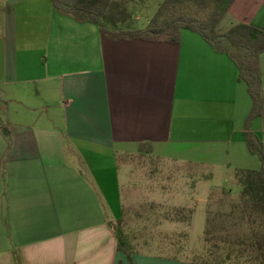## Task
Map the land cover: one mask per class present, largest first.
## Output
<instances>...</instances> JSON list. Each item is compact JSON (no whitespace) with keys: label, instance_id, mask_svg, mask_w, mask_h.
<instances>
[{"label":"crops","instance_id":"crops-1","mask_svg":"<svg viewBox=\"0 0 264 264\" xmlns=\"http://www.w3.org/2000/svg\"><path fill=\"white\" fill-rule=\"evenodd\" d=\"M238 23L264 30V0H233L216 32ZM258 64L261 113L249 129L264 152V52ZM237 75L186 29L177 44L114 39L51 0H0V264L14 252L21 264H210L119 249L113 227L133 202L122 188L147 169L119 160H152L148 182L165 189L153 197L178 211L173 230L188 210L189 230L199 188L213 193L198 183L209 170L260 168L243 139L252 102ZM221 191L220 205L238 200ZM209 196L206 218L218 202Z\"/></svg>","mask_w":264,"mask_h":264},{"label":"rangeland","instance_id":"rangeland-1","mask_svg":"<svg viewBox=\"0 0 264 264\" xmlns=\"http://www.w3.org/2000/svg\"><path fill=\"white\" fill-rule=\"evenodd\" d=\"M126 2L129 15L126 21L131 25L130 27L143 29L154 17L161 0H126ZM187 12L199 19L206 17L205 12H198L194 7L187 8ZM104 28L110 29L111 27L105 25ZM119 162L122 166L132 163L142 164L147 168L144 171L145 175L138 178L137 185L122 188L125 199L133 198L131 203L125 200L124 219L114 224L115 229L119 230L122 235V245L128 248L136 247L142 253L169 258L209 261L212 258L222 260L228 257L229 264L253 261L255 241L262 232L261 220L251 210L249 211L247 205L239 201L235 171L225 176L219 171L209 170L208 173L212 174V177L203 178L198 183L209 185V191L213 193L209 196L203 188H199L198 195L195 197L197 199L196 217L191 228L187 230L189 219L187 218L188 210H185V213L180 212L183 217L179 220L183 229L173 230L169 223L173 217L179 219L178 211L171 210L170 205L156 199L162 196L160 191L164 188L163 185H158L157 177L151 178L153 180L148 182L154 174L150 169L153 161L123 156ZM186 173V170H181L174 172V175L181 174L176 179L185 182L189 179L185 176ZM202 173L207 174V171H202ZM134 179L138 181L137 177ZM177 180L175 183H180ZM223 188L229 190L232 198L237 194L238 200L229 201L228 205L226 203L220 205L219 198L223 199L226 196L221 191ZM173 189L180 198L188 201V194L183 187L174 185ZM149 195L152 196L149 197ZM153 195H157L156 198ZM208 196L217 199L218 202L209 205L211 212L206 218L203 203L207 201ZM224 206H227L228 211L223 213L221 211L227 209Z\"/></svg>","mask_w":264,"mask_h":264},{"label":"trees","instance_id":"trees-1","mask_svg":"<svg viewBox=\"0 0 264 264\" xmlns=\"http://www.w3.org/2000/svg\"><path fill=\"white\" fill-rule=\"evenodd\" d=\"M232 1L161 0L150 23L145 28L138 29L130 27L126 21L129 18L126 0H51L56 10L79 21L96 25L103 35L114 39L177 44L180 41V31L189 30L199 35L214 52L225 55L234 64L238 72L237 79L246 84L252 102L251 111L244 122L243 139L248 151L260 162L259 170L235 171L239 201L260 218L262 226V232L255 241L253 261L243 264H264V152L261 141L249 129L251 120L261 113L258 58L264 52V30L247 23H238L224 33H217L216 26ZM192 7L198 12H205V19L196 18L187 12V8ZM105 25L111 28L106 29ZM147 152H150L149 146ZM115 231L119 249L128 252V247L121 244L120 231ZM13 257L14 264H21L17 252L13 253ZM229 262L228 257L209 260L210 264Z\"/></svg>","mask_w":264,"mask_h":264}]
</instances>
